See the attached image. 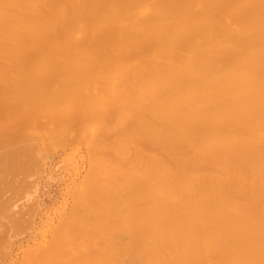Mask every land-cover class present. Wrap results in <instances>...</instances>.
Instances as JSON below:
<instances>
[{
    "label": "bare ground",
    "instance_id": "bare-ground-1",
    "mask_svg": "<svg viewBox=\"0 0 264 264\" xmlns=\"http://www.w3.org/2000/svg\"><path fill=\"white\" fill-rule=\"evenodd\" d=\"M45 138L86 167L28 264H264V0H0V175Z\"/></svg>",
    "mask_w": 264,
    "mask_h": 264
},
{
    "label": "rangeland",
    "instance_id": "rangeland-1",
    "mask_svg": "<svg viewBox=\"0 0 264 264\" xmlns=\"http://www.w3.org/2000/svg\"><path fill=\"white\" fill-rule=\"evenodd\" d=\"M108 79L111 81H115L116 77L114 75H110L108 76ZM41 138L42 136H40L39 139ZM49 138H51L52 140L53 136L49 135ZM40 141L41 142H37V141L35 142V145H36L35 148L37 150L34 149L35 150L33 152L34 155L31 159L32 161L34 160V162H32L33 165L32 164L31 166L28 165L27 168H29V170L27 169L25 174L22 173L25 171V169L24 171H21L20 174H17V172L19 173V171L22 170L23 168L22 169L20 168L19 171L13 170V171H16L15 172L16 175L20 177L21 179V180L19 179L20 181L18 179L15 180L16 175L14 174L13 171L12 173L15 176L12 175L9 172L10 170L8 171L4 169L7 172H9L10 175H12L11 178L14 176L15 178L14 180H11L10 178H6L7 176L5 177V176L0 175V179H2L1 177H5V179L3 178L4 180L3 179L2 181L0 180L1 185L3 181H4L3 185L4 184L5 185L0 186V187H3V189H6V190L9 189V191L5 190L6 191V197H5L4 196L5 192L4 190L2 192V188H1V191H0L1 204H3L2 199L4 198L6 200L8 195L10 197H8L9 199L7 198L6 200L7 203H9V200L12 199L10 202L11 204L10 203L8 204L9 207H7L8 205L4 203L6 205H3V208H5L6 206V209L1 208L0 206L1 208L0 210H2L0 212L1 213L3 212L2 214L0 213V220L3 219L5 215L4 217L5 224L3 223L2 224L3 226L6 225V227L5 226L3 227L0 225V239H1L0 248L4 251L2 252V254L0 253V257L2 258V260H0V264H28L27 260L25 259L26 256L22 254L24 252L26 253L27 251L25 250H28L31 247V245L33 244L35 245L37 244V242L47 239L49 237V233L51 235V231H50L51 226L57 223L59 216H62L64 213H66L69 210L67 208L70 207L71 202H72L71 192L73 193L72 190L74 189V186H75L74 183H77L79 179H81V177L85 173L86 157H84V155H86V146H85L84 141H81L80 139H76V140L73 139V141L71 140L72 143H69L68 141L69 144L60 143V145H55L54 143H52V141L50 142L49 140L46 141V138ZM35 156H38L39 158ZM0 164H5V161L2 160L1 162L0 160ZM2 166L0 168L3 169ZM2 169L0 170L1 173L3 172ZM6 174H2V175H6ZM7 175L8 177L10 176L9 174ZM22 176H23V180L21 178ZM6 179L7 181H5ZM8 179H10L11 183L13 184L14 182H16L17 184L15 183V185L16 186L18 185V186L15 187L10 182L5 183L9 181ZM24 182L26 184H28L27 182H29V185L28 186L26 185L27 186L26 187L24 185L25 184ZM20 183H24L22 185L25 186L26 188L23 187L24 189L19 190V188H21ZM10 184L12 185L11 188L13 190L10 189L9 187ZM5 186L9 188L8 189L7 187L4 188ZM15 188H18L19 192H21L20 195H17L16 192L18 191L14 192ZM11 190L12 192H14V195L11 192ZM12 195L13 197L11 198ZM18 196L20 197L18 198ZM15 197L18 199H16ZM29 201L33 202L35 204V207L33 206L34 204L31 205L32 203H30ZM16 204H18L21 207V210L24 209L23 216L21 215L22 214L21 210L19 211L20 207L18 205L16 206ZM28 205H30L29 206L30 208L28 207ZM16 207H18V209H16ZM33 207H34V210L32 211ZM12 208L16 210L15 211L13 210L14 212H12ZM4 211L6 212V214ZM9 211L10 213L12 212L11 215L13 217L15 214H17V216H15V218L17 217L16 218L17 220H15V223L17 224L18 222L19 224L17 225L19 227H16L17 226L16 224L15 225L12 224L15 218L11 220L9 219L11 216ZM16 211H19L21 213L20 214L21 216L19 215L18 212L15 213ZM28 212L32 214L31 215L32 217L29 218L30 214ZM6 215H8V217H6ZM18 215L20 217H18ZM25 217L26 218L28 217L30 221L28 220V218H27L28 220L27 221ZM5 219L9 220V222L12 225L10 226V223L8 222L7 224ZM0 222H3V221H0ZM20 223H22L23 226ZM27 224L28 225L30 224V226H28ZM8 226H10L9 230L7 229ZM1 227H3V229ZM12 228L15 229V231L18 230V233L16 234L15 231L11 230ZM1 249H0V252L2 251ZM20 256L21 258L23 257V259H20ZM20 260L21 261L23 260L22 263L20 262Z\"/></svg>",
    "mask_w": 264,
    "mask_h": 264
}]
</instances>
